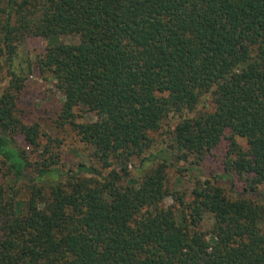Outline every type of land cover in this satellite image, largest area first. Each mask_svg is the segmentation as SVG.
Returning a JSON list of instances; mask_svg holds the SVG:
<instances>
[{"label":"trees","instance_id":"16d2710c","mask_svg":"<svg viewBox=\"0 0 264 264\" xmlns=\"http://www.w3.org/2000/svg\"><path fill=\"white\" fill-rule=\"evenodd\" d=\"M33 64L91 161L36 154ZM0 169V264H264V0H0Z\"/></svg>","mask_w":264,"mask_h":264},{"label":"rangeland","instance_id":"374dc122","mask_svg":"<svg viewBox=\"0 0 264 264\" xmlns=\"http://www.w3.org/2000/svg\"><path fill=\"white\" fill-rule=\"evenodd\" d=\"M56 41L39 36L28 38L19 48L17 68L26 67L28 60L35 63L38 56ZM72 41H75L72 36L62 37V42ZM63 102L64 96L56 88L55 79L49 73L42 74L33 64V70L27 79L26 89L19 101L18 109L23 121L38 125L42 133L40 148L36 154L46 156L52 153L59 154L61 162L67 165H75L80 161H91V148L81 141L80 136L69 124L61 125L59 122L58 116ZM96 118L95 112H88L82 117L79 116L78 120L88 121ZM167 130L168 127L164 126L161 132L156 134L159 141L168 139L165 135ZM6 179L3 170L0 169V181L4 183ZM167 201L172 202L171 199ZM208 221L210 224V220Z\"/></svg>","mask_w":264,"mask_h":264}]
</instances>
